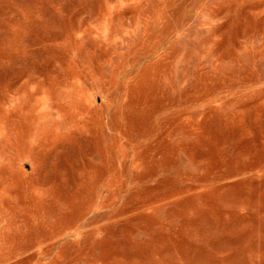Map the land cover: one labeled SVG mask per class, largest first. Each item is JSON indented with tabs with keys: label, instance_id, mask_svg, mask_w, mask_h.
I'll list each match as a JSON object with an SVG mask.
<instances>
[{
	"label": "rangeland",
	"instance_id": "1",
	"mask_svg": "<svg viewBox=\"0 0 264 264\" xmlns=\"http://www.w3.org/2000/svg\"><path fill=\"white\" fill-rule=\"evenodd\" d=\"M0 264H264V0H0Z\"/></svg>",
	"mask_w": 264,
	"mask_h": 264
}]
</instances>
